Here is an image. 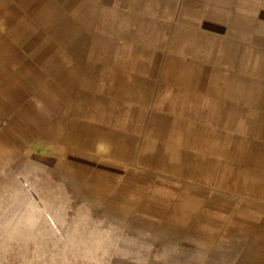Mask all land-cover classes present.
Masks as SVG:
<instances>
[{"label": "crops", "instance_id": "crops-1", "mask_svg": "<svg viewBox=\"0 0 264 264\" xmlns=\"http://www.w3.org/2000/svg\"><path fill=\"white\" fill-rule=\"evenodd\" d=\"M255 1L0 0V170L52 158L81 172L97 153L84 126L147 139L156 154H177L154 176L186 201L201 194L218 264H264V27ZM71 19L73 42L54 40Z\"/></svg>", "mask_w": 264, "mask_h": 264}, {"label": "rangeland", "instance_id": "rangeland-1", "mask_svg": "<svg viewBox=\"0 0 264 264\" xmlns=\"http://www.w3.org/2000/svg\"><path fill=\"white\" fill-rule=\"evenodd\" d=\"M255 3L264 27V0ZM234 19L227 12L226 26ZM72 28L66 20L51 36L73 42ZM84 127L86 147L97 153H87L81 172L52 158L0 170V264H218V243L203 236L201 194L186 201L154 176L177 154Z\"/></svg>", "mask_w": 264, "mask_h": 264}]
</instances>
